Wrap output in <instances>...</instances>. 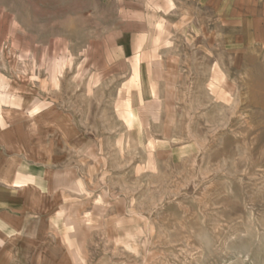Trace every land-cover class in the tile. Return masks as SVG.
<instances>
[{"label":"rangeland","instance_id":"rangeland-1","mask_svg":"<svg viewBox=\"0 0 264 264\" xmlns=\"http://www.w3.org/2000/svg\"><path fill=\"white\" fill-rule=\"evenodd\" d=\"M127 4L0 0V78L80 137L39 245L73 264H264V49L231 47L204 8L142 19L123 47Z\"/></svg>","mask_w":264,"mask_h":264},{"label":"crops","instance_id":"crops-1","mask_svg":"<svg viewBox=\"0 0 264 264\" xmlns=\"http://www.w3.org/2000/svg\"><path fill=\"white\" fill-rule=\"evenodd\" d=\"M123 2L128 3L126 12L136 14L126 22H132L126 26L134 31L125 32L116 42L123 47L132 49L142 19L161 23L180 15L183 20L193 17L189 9L196 13L204 8L222 24L231 47L238 43L264 49V0ZM4 85L6 89L0 93V264H73L70 255V261L66 256L59 261L57 250L48 251L39 244L48 242L46 228L53 226L62 208L54 183L58 174L54 163L63 160L67 145L71 149L80 142L77 127L51 107L31 109L29 92L15 93L13 81L1 77L0 89Z\"/></svg>","mask_w":264,"mask_h":264}]
</instances>
